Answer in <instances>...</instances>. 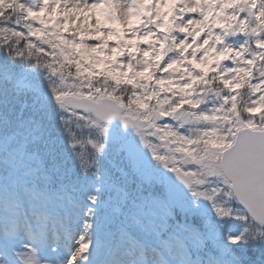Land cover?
<instances>
[{
	"label": "snow or ice",
	"instance_id": "1",
	"mask_svg": "<svg viewBox=\"0 0 264 264\" xmlns=\"http://www.w3.org/2000/svg\"><path fill=\"white\" fill-rule=\"evenodd\" d=\"M0 264H264V0H0Z\"/></svg>",
	"mask_w": 264,
	"mask_h": 264
},
{
	"label": "rangeland",
	"instance_id": "2",
	"mask_svg": "<svg viewBox=\"0 0 264 264\" xmlns=\"http://www.w3.org/2000/svg\"><path fill=\"white\" fill-rule=\"evenodd\" d=\"M86 15H87V13H86Z\"/></svg>",
	"mask_w": 264,
	"mask_h": 264
}]
</instances>
